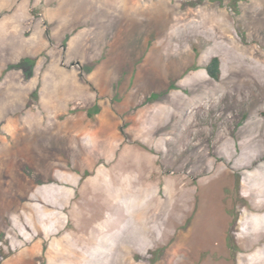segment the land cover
<instances>
[{"label":"rangeland","instance_id":"1","mask_svg":"<svg viewBox=\"0 0 264 264\" xmlns=\"http://www.w3.org/2000/svg\"><path fill=\"white\" fill-rule=\"evenodd\" d=\"M263 193L264 0H0V264H264Z\"/></svg>","mask_w":264,"mask_h":264},{"label":"bare ground","instance_id":"2","mask_svg":"<svg viewBox=\"0 0 264 264\" xmlns=\"http://www.w3.org/2000/svg\"><path fill=\"white\" fill-rule=\"evenodd\" d=\"M252 157V156H251ZM258 174V173H257ZM103 178H100V180H102ZM125 179V178H124ZM99 180V181H100ZM103 181V180H102ZM101 181V182H102ZM112 183H113V180H112ZM119 186H123L122 187V191L126 194V195H128V193L130 192V186H129V183L127 182V179H125L124 181H122L121 180V182L119 183ZM118 186V187H119ZM101 189V188H100ZM105 190H107V189H105ZM100 191V190H99ZM109 192V191H108ZM112 193V192H111ZM254 193V192H253ZM109 194V193H108ZM264 194V193H263ZM105 195H107V194H105ZM123 195V194H122ZM112 198H113V195H110ZM246 197V196H245ZM247 197H252L250 194L247 196ZM258 197V196H257ZM107 198H110L109 196H107ZM155 200V199H154ZM142 201V198H141V196L139 197V198H137V202H138V204L140 203ZM153 201V199L152 200H150V201H148V202H146L145 203V206H146V208L145 207H143L142 209H140V211L142 212H140L141 213V215L143 214H145L146 216L147 215H149V213H150V210H149V208H150V206H149V203H151ZM108 203L106 202L105 203V205H107ZM256 205V204H255ZM264 207V206H263ZM258 208H260V207H258ZM128 209V208H127ZM153 209V208H152ZM178 209V208H177ZM261 209V208H260ZM146 216H144V217H146ZM152 216V215H151ZM172 220V219H171ZM105 222V227L106 228H109L110 226H111V224H110V220L107 218L106 219V221H104ZM99 225V224H98ZM136 225H137V228L136 229H139L142 233H143V235H144V237L143 238H141V244H143L144 246H146V245H148V239H150V238H152V237H154V238H158V237H160V235H158V234H155V227H150L149 226V223H148V221H145V220H143V219H141L140 221H138L137 223H136ZM257 228H258V226H257ZM259 229V228H258ZM257 231V229L256 230H252V226L250 225V224H248V226H245L244 228H242V235H243V242H245L247 239H251L252 238V236H254V232H256ZM107 232V231H106ZM158 232V231H157ZM138 233V232H137ZM150 234V235H149ZM105 239V238H104ZM90 242H92V243H94V242H96V241H94V238L93 237H90ZM109 244V243H108ZM108 248V247H107ZM122 255V254H121ZM125 257V256H124ZM128 258H125L122 262V264H129L128 263ZM255 263V262H254ZM258 264V263H257ZM261 264V263H260Z\"/></svg>","mask_w":264,"mask_h":264},{"label":"trees","instance_id":"3","mask_svg":"<svg viewBox=\"0 0 264 264\" xmlns=\"http://www.w3.org/2000/svg\"><path fill=\"white\" fill-rule=\"evenodd\" d=\"M206 70L212 79L216 81L220 80L222 74L221 60L218 57L212 58L206 66Z\"/></svg>","mask_w":264,"mask_h":264}]
</instances>
